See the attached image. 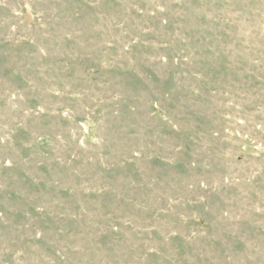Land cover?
Returning a JSON list of instances; mask_svg holds the SVG:
<instances>
[{
	"label": "rangeland",
	"instance_id": "1",
	"mask_svg": "<svg viewBox=\"0 0 264 264\" xmlns=\"http://www.w3.org/2000/svg\"><path fill=\"white\" fill-rule=\"evenodd\" d=\"M0 264H264V0H0Z\"/></svg>",
	"mask_w": 264,
	"mask_h": 264
}]
</instances>
